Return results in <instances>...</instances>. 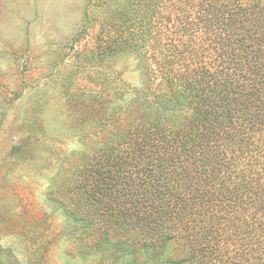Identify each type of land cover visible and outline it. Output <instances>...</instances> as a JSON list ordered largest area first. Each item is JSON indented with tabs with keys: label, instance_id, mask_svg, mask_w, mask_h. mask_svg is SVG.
Wrapping results in <instances>:
<instances>
[{
	"label": "trees",
	"instance_id": "trees-1",
	"mask_svg": "<svg viewBox=\"0 0 264 264\" xmlns=\"http://www.w3.org/2000/svg\"><path fill=\"white\" fill-rule=\"evenodd\" d=\"M98 1L109 13L98 55L150 51L168 99L75 174L70 255L264 264V0ZM102 104L92 128L115 112Z\"/></svg>",
	"mask_w": 264,
	"mask_h": 264
},
{
	"label": "rangeland",
	"instance_id": "rangeland-1",
	"mask_svg": "<svg viewBox=\"0 0 264 264\" xmlns=\"http://www.w3.org/2000/svg\"><path fill=\"white\" fill-rule=\"evenodd\" d=\"M98 5L0 0V264H89L63 232L75 174L168 99L150 51L98 55L109 37ZM97 102L115 112L92 128Z\"/></svg>",
	"mask_w": 264,
	"mask_h": 264
}]
</instances>
